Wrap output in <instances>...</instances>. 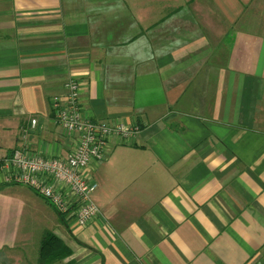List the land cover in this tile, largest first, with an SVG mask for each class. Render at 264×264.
<instances>
[{"label": "crops", "instance_id": "0c3cea01", "mask_svg": "<svg viewBox=\"0 0 264 264\" xmlns=\"http://www.w3.org/2000/svg\"><path fill=\"white\" fill-rule=\"evenodd\" d=\"M137 124L87 173L84 226L0 169V264H264V0H0V154L74 146L51 98ZM35 120L32 124L31 121Z\"/></svg>", "mask_w": 264, "mask_h": 264}, {"label": "built area", "instance_id": "2783aa9c", "mask_svg": "<svg viewBox=\"0 0 264 264\" xmlns=\"http://www.w3.org/2000/svg\"><path fill=\"white\" fill-rule=\"evenodd\" d=\"M51 110L53 120L67 134L75 136L73 148L59 157L30 155L14 149L9 155L0 154V169L10 170L11 180L30 187L58 213L73 216L77 225L84 226L100 214L91 199L96 184L87 173L89 163L104 158L111 139L134 140L139 126L86 117L75 78L65 81L63 94L52 96Z\"/></svg>", "mask_w": 264, "mask_h": 264}, {"label": "trees", "instance_id": "16d2710c", "mask_svg": "<svg viewBox=\"0 0 264 264\" xmlns=\"http://www.w3.org/2000/svg\"><path fill=\"white\" fill-rule=\"evenodd\" d=\"M71 249L62 241V239L52 232H46L41 239L38 250V263L50 264L53 261L61 260L68 256Z\"/></svg>", "mask_w": 264, "mask_h": 264}, {"label": "rangeland", "instance_id": "374dc122", "mask_svg": "<svg viewBox=\"0 0 264 264\" xmlns=\"http://www.w3.org/2000/svg\"><path fill=\"white\" fill-rule=\"evenodd\" d=\"M37 256H38V252H37V250H36V259H34L36 262H37Z\"/></svg>", "mask_w": 264, "mask_h": 264}]
</instances>
